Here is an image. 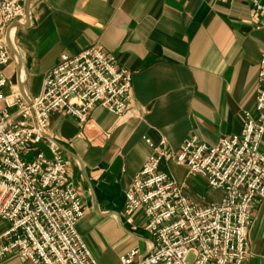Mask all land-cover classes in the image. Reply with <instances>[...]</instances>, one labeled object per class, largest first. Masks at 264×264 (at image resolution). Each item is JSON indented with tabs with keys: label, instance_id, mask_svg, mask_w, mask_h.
Instances as JSON below:
<instances>
[{
	"label": "crops",
	"instance_id": "obj_1",
	"mask_svg": "<svg viewBox=\"0 0 264 264\" xmlns=\"http://www.w3.org/2000/svg\"><path fill=\"white\" fill-rule=\"evenodd\" d=\"M25 16L6 32L10 63L4 70L25 100L63 54L100 47L131 73L129 111L115 116L94 109L87 126L55 112L47 137L56 141L84 216L76 229L97 264H119L130 250L145 255V216L128 224L125 192L164 142L178 151L192 136L209 146L239 135L243 115L256 116L264 29L255 30L246 2L216 0H23ZM260 150L264 154V136ZM46 156L48 153L45 151ZM164 170L201 206L220 200L184 167ZM171 170V171H170ZM8 224L0 221V234ZM249 264H264V200L251 213ZM0 264H33L12 253Z\"/></svg>",
	"mask_w": 264,
	"mask_h": 264
},
{
	"label": "built area",
	"instance_id": "obj_2",
	"mask_svg": "<svg viewBox=\"0 0 264 264\" xmlns=\"http://www.w3.org/2000/svg\"><path fill=\"white\" fill-rule=\"evenodd\" d=\"M246 2L255 30L264 29V0ZM25 16L23 0H0V261L15 253L33 264H97L77 232L84 216L81 199L68 177L60 146L47 137L50 116L62 112L87 126L102 108L119 117L132 99L131 73L114 55L93 46L63 53L43 78L40 92L25 100L4 75L10 63L6 32ZM256 116L243 115L239 135L209 146L192 136L178 151L162 142L125 193L127 223L142 211L149 252L130 250L119 264H249L251 213L264 199V55L259 64ZM48 153V157L45 154ZM185 167L221 192L218 202L198 205L165 172L163 165Z\"/></svg>",
	"mask_w": 264,
	"mask_h": 264
},
{
	"label": "rangeland",
	"instance_id": "obj_3",
	"mask_svg": "<svg viewBox=\"0 0 264 264\" xmlns=\"http://www.w3.org/2000/svg\"><path fill=\"white\" fill-rule=\"evenodd\" d=\"M10 82H11V85H13V86H17V83L13 80V79H10ZM19 89V88H18ZM150 142V141H149ZM154 146V145H153ZM146 163V162H145ZM167 166H175V165H173V164H167V165H163L162 167H161V171H163V172H165V173H167L177 184H178V182L172 177V175H170L168 172H166L165 170H164V167H167ZM176 167H179V166H176ZM185 168V167H184ZM171 171V170H170ZM188 171V170H187ZM191 176V175H190ZM181 188H182V192H183V194L185 195V193H184V190H183V187L180 185V184H178ZM210 189V188H209ZM128 190V189H127ZM211 190V189H210ZM126 193V192H125ZM186 196V195H185ZM187 197V196H186ZM188 198V197H187ZM81 199V198H80ZM189 199V198H188ZM264 200V199H263ZM191 201V200H190ZM82 202V201H81ZM192 202V201H191ZM218 202V201H217ZM194 203V202H193ZM212 203V202H211ZM196 204V203H195ZM210 204V203H209ZM83 205V204H82ZM199 205V204H198ZM208 205V204H207ZM125 206V205H124ZM204 206V205H203ZM141 211V210H140ZM138 212V211H137ZM136 212V213H137ZM133 217V216H132ZM126 221H127V218H126ZM250 228V227H249ZM145 231V230H144ZM248 232H249V230H248ZM81 237V236H80ZM248 246H249V242H248ZM122 257V256H121Z\"/></svg>",
	"mask_w": 264,
	"mask_h": 264
}]
</instances>
